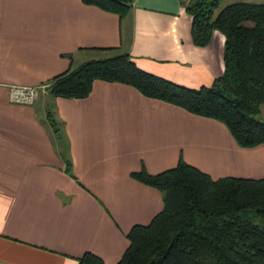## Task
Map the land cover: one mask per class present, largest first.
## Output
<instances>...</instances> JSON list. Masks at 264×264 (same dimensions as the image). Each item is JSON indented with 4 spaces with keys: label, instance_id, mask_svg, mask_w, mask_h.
Returning a JSON list of instances; mask_svg holds the SVG:
<instances>
[{
    "label": "crops",
    "instance_id": "0c3cea01",
    "mask_svg": "<svg viewBox=\"0 0 264 264\" xmlns=\"http://www.w3.org/2000/svg\"><path fill=\"white\" fill-rule=\"evenodd\" d=\"M191 22L180 0H132L124 16L82 0H0V264H78L87 251L116 264L129 230L163 209V192L131 176L141 169L182 159L212 179L264 177V144L240 147L221 122L124 83L95 79L84 98L43 87L32 104L9 100L11 86H44L119 52L175 83L210 86L224 69V36L196 46Z\"/></svg>",
    "mask_w": 264,
    "mask_h": 264
},
{
    "label": "trees",
    "instance_id": "16d2710c",
    "mask_svg": "<svg viewBox=\"0 0 264 264\" xmlns=\"http://www.w3.org/2000/svg\"><path fill=\"white\" fill-rule=\"evenodd\" d=\"M119 16L132 0H82ZM192 17L194 45L206 46L214 31L224 36V69L210 86L191 88L138 67L119 52L91 59L44 83L53 97L84 98L95 79L120 82L142 95L215 119L226 126L238 146L264 144V121L256 115L264 104V2L180 0ZM46 119L71 169L61 124L50 107ZM131 176L163 192V209L148 224H136L129 245L116 264H264V177L210 175L182 159L169 169ZM78 264H104L92 252Z\"/></svg>",
    "mask_w": 264,
    "mask_h": 264
},
{
    "label": "built area",
    "instance_id": "2783aa9c",
    "mask_svg": "<svg viewBox=\"0 0 264 264\" xmlns=\"http://www.w3.org/2000/svg\"><path fill=\"white\" fill-rule=\"evenodd\" d=\"M44 86H11L9 100L14 104H32L38 90Z\"/></svg>",
    "mask_w": 264,
    "mask_h": 264
},
{
    "label": "rangeland",
    "instance_id": "374dc122",
    "mask_svg": "<svg viewBox=\"0 0 264 264\" xmlns=\"http://www.w3.org/2000/svg\"><path fill=\"white\" fill-rule=\"evenodd\" d=\"M234 1L264 2V0H219V7L218 9L215 10V13H217V11L224 5L234 2ZM38 110L41 113V115H43V108H39ZM256 117L264 121V104L260 106V110L258 114L256 115Z\"/></svg>",
    "mask_w": 264,
    "mask_h": 264
}]
</instances>
